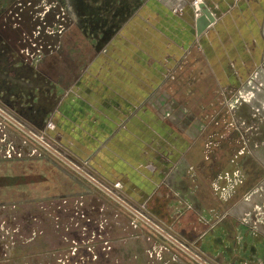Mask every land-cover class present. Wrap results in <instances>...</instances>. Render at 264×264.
I'll use <instances>...</instances> for the list:
<instances>
[{
    "label": "rangeland",
    "instance_id": "1",
    "mask_svg": "<svg viewBox=\"0 0 264 264\" xmlns=\"http://www.w3.org/2000/svg\"><path fill=\"white\" fill-rule=\"evenodd\" d=\"M134 1L0 0V55L5 54L0 57V104L65 153L43 130L61 88H69L90 61L104 53ZM185 57V67L179 62L161 70L168 82L158 91L156 108L167 105L174 115L181 111L197 120L205 163L201 169L193 167L203 175L206 188L213 193L215 177L235 172L242 180L235 192L226 199L215 196L223 203L251 202V212L261 208V214H251L259 220L254 221L255 232L243 226L242 212L231 220L233 239L225 233L226 238L210 239L201 247V236L188 246L204 252L214 264H264V77L217 92L207 79L200 80L201 56L192 50ZM178 95L183 99H175ZM235 95L237 108L232 109ZM109 188L123 199L115 190L121 186ZM104 205L114 210L119 206L142 221L0 115V264H200L160 233L146 240L148 245L140 246L139 253L116 255L115 238L106 225L119 216L104 218ZM239 223L245 228L241 234L235 229Z\"/></svg>",
    "mask_w": 264,
    "mask_h": 264
},
{
    "label": "crops",
    "instance_id": "2",
    "mask_svg": "<svg viewBox=\"0 0 264 264\" xmlns=\"http://www.w3.org/2000/svg\"><path fill=\"white\" fill-rule=\"evenodd\" d=\"M193 1L135 0L104 53L90 61L68 90L61 88L48 117L53 127L45 124L43 130L63 154L105 186L120 183L117 193L150 220L185 245L202 236L200 245L206 247L210 239H233L231 220L252 205L238 199L224 207L205 187L203 175L193 167L201 169L205 163L197 120L181 111L174 115L167 105L156 108L158 91L168 82L161 70L179 62L183 68L193 50L202 58L200 80L207 79L217 92L264 77V0H197L215 18L200 35L195 27L200 10L192 7ZM167 112L171 118L165 117ZM104 206V218L119 216L105 224L115 238L116 255L139 253L140 246L159 238V232L119 206ZM239 225L235 229L240 234L243 226L250 228Z\"/></svg>",
    "mask_w": 264,
    "mask_h": 264
},
{
    "label": "water",
    "instance_id": "3",
    "mask_svg": "<svg viewBox=\"0 0 264 264\" xmlns=\"http://www.w3.org/2000/svg\"><path fill=\"white\" fill-rule=\"evenodd\" d=\"M198 8L200 10L199 16L196 18L195 27H196V33L197 35H200L204 30L207 29V27L214 21V16L209 11L208 8H206L205 4H199ZM0 115L9 120L11 123H13L15 126H17L20 130H22L25 134H27L29 137L34 139L36 142H38L40 145H42L44 148H46L48 151H50L52 154H54L56 157H58L60 160H62L64 163H66L68 166H70L72 169H74L76 172H78L80 175H82L84 178L95 184L98 188H100L102 191L107 193L109 196L114 198L116 201H118L120 204H122L124 207H126L128 210H130L133 214H135L137 217H139L142 221L147 223L149 226H151L153 229H155L157 232H159L162 236L167 238L170 242L175 244L178 248L183 250L185 253H187L189 256L194 258L196 261H198L200 264H211L203 255H201L199 252H194L191 247L188 245H185L182 243L179 239L172 236L169 232L158 226L155 222L150 220L144 213L138 211L134 207H132L130 204H128L125 200L120 198L118 195H116L109 187L105 186L98 180H96L92 175L87 173L85 170H83L78 164H76L70 156H67L57 149H55L52 145H50L48 142H46L43 138V135H39L38 133H35L34 130H31L29 127L22 124L20 121H18L15 117H13L11 114L7 112L6 107L0 104Z\"/></svg>",
    "mask_w": 264,
    "mask_h": 264
},
{
    "label": "built area",
    "instance_id": "4",
    "mask_svg": "<svg viewBox=\"0 0 264 264\" xmlns=\"http://www.w3.org/2000/svg\"><path fill=\"white\" fill-rule=\"evenodd\" d=\"M179 2H182V0H177ZM191 5L194 7V8H198V1L195 0L191 3ZM176 10H181L180 7L176 8ZM239 96H241V99H245L244 95L242 93L239 94ZM238 101V97H236V95L234 96V100L231 102V108L232 109H236L237 108V105H236V102ZM236 111V110H235ZM47 127L48 128H52L53 125L51 122H49L47 124ZM8 155H9V151H8ZM230 172V171H229ZM225 173L224 175L221 174V179H219V176L218 177H215V180L212 182V188L214 190V193L215 195H217L218 197H223L222 195H225V199L227 197H229V195H231V190H234L235 192V187L237 186V183L238 181H240V183H242V180L241 179H237V175L234 174V173ZM219 180V181H218ZM113 187L114 188H118L120 187V183H115L113 184ZM227 195V196H226ZM249 195V194H248ZM249 199L250 196H247ZM253 209V210H252ZM252 212L251 211H246L244 213V215L242 216L243 217V221H245L244 223L247 224L252 230H258L255 226L258 224V223H255L254 221H259L257 218L253 219V217L251 216V214H254V215H259L261 214V208L259 206H255L254 208H252ZM244 224V225H245ZM159 226V225H158Z\"/></svg>",
    "mask_w": 264,
    "mask_h": 264
},
{
    "label": "trees",
    "instance_id": "5",
    "mask_svg": "<svg viewBox=\"0 0 264 264\" xmlns=\"http://www.w3.org/2000/svg\"><path fill=\"white\" fill-rule=\"evenodd\" d=\"M5 54L1 53L0 57H4ZM54 160H56L54 157H52ZM59 162V161H58ZM79 177V176H78Z\"/></svg>",
    "mask_w": 264,
    "mask_h": 264
},
{
    "label": "bare ground",
    "instance_id": "6",
    "mask_svg": "<svg viewBox=\"0 0 264 264\" xmlns=\"http://www.w3.org/2000/svg\"><path fill=\"white\" fill-rule=\"evenodd\" d=\"M157 224V223H156ZM161 228H163V227H161ZM197 248V247H196Z\"/></svg>",
    "mask_w": 264,
    "mask_h": 264
}]
</instances>
